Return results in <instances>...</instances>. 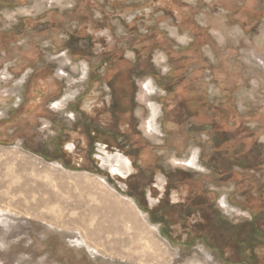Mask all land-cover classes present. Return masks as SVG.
<instances>
[{"label":"rangeland","instance_id":"rangeland-1","mask_svg":"<svg viewBox=\"0 0 264 264\" xmlns=\"http://www.w3.org/2000/svg\"><path fill=\"white\" fill-rule=\"evenodd\" d=\"M47 5L67 9L65 25L79 12L77 45L34 23ZM135 8L147 12L126 23ZM0 32V264H264V0H0ZM98 48L128 62L130 130L115 127L96 71L89 86ZM36 90L44 107L26 102ZM89 122L124 148L122 179L91 158ZM154 173L171 177L174 201L216 194L205 236L174 242L162 227L181 213L140 205Z\"/></svg>","mask_w":264,"mask_h":264},{"label":"flooded vegetation","instance_id":"flooded-vegetation-1","mask_svg":"<svg viewBox=\"0 0 264 264\" xmlns=\"http://www.w3.org/2000/svg\"><path fill=\"white\" fill-rule=\"evenodd\" d=\"M22 1V0H19ZM7 3V2H5ZM10 4V3H9ZM46 6V5H45ZM49 8H46L45 10H42L41 16H38V19H33L34 23L39 22L44 26L48 27L49 25L51 27H58L63 28L64 30L70 35V38L66 40V43H71V46L74 47V45H77L76 43L79 42L80 37V30L84 31L86 30L85 25L80 24L79 19V12L74 11L72 13L73 19L76 20L75 25H65V19H66V10L64 8H52L50 5H47ZM69 12V11H68ZM147 12V8H135L132 11L123 12L120 15L123 17L124 21L126 23H130L133 20L139 18L141 15H145ZM74 13L77 15V17L74 16ZM71 13H69L70 15ZM28 20V19H27ZM39 20V21H37ZM107 30V29H106ZM4 32H8V30H5ZM105 36L103 41L100 43L99 48L106 47L107 45H110V41L107 39L106 35L107 32L102 34ZM101 35V36H102ZM98 36V37H101ZM5 35L0 32V45L3 43ZM14 37H11V40ZM97 45V44H96ZM69 48L68 45H66V48ZM98 48V49H99ZM98 53L96 57H98L99 62L94 64L92 61L88 60V72L87 77L89 79L88 83L89 86L92 85L95 81H92V78L90 77V73H93L96 71L98 74L97 78L99 80H105L108 84L107 90L99 91L100 96L106 95L109 96V100L107 101L108 104H106V108L108 109V112L113 113L118 119L115 123V127L122 128L124 130H130L131 127H133L132 122V113L134 109V81L131 80L130 73L128 72V62L124 60L122 54H119L118 52H113L109 54H104L106 52H102L101 49L97 51ZM75 57V56H74ZM76 58H79L78 56ZM6 73L2 74L1 78L7 79L12 78L5 75ZM44 90V89H43ZM89 90H85L83 93L76 94L73 96V99L75 102L71 106L74 112H85L87 111L85 100L89 96ZM26 97V102H30L29 106H41L44 107L45 103L48 101H41L38 102L36 99L39 96L45 97V99L49 96L48 92H43L42 90H36L35 93L29 94L27 91L23 93ZM60 100V99H57ZM57 100L49 101L48 108L54 109V103ZM62 100V99H61ZM63 102V100H62ZM63 105V104H62ZM65 106H63L64 110ZM74 112L71 111L72 117L68 116L70 119L74 118ZM89 137H90V155L93 161L95 162L97 168L101 171H104L109 176L115 175L118 180L122 179L127 171H128V158L125 154V150L123 147L117 145L112 141V134L111 132H106L104 135L101 131L98 130V128L95 126L94 123L89 122ZM104 135V136H103ZM66 146V145H65ZM66 149H70V146L67 144ZM197 162V160H196ZM161 175V174H160ZM158 176V177H157ZM164 177V176H163ZM158 178V179H157ZM140 190L142 202H140V205L143 208L149 209H158L160 207L168 208L171 212V216L177 218V213L180 214V221H176L174 223H168V228L162 227V232L169 237L174 242H180V241H187L190 239L192 235H197L198 237L205 236L208 232H203L204 229H208V223L209 220L203 216L204 210L209 208V205H212L214 202L216 204H219V202H216V194L214 192H204L202 189L197 191L195 194L188 195L189 199L187 202H177L174 201L173 193L177 192V187L175 186L173 180H171V177L165 176L163 179L157 175V173L153 174L152 180L149 183L144 184ZM152 189V190H151ZM151 191H153L154 196L151 195ZM197 198L198 201H197ZM223 201V200H222ZM184 203L186 206L189 204V211L186 215L185 211L183 212L184 208H181V204ZM183 205V204H182ZM200 207L201 210L195 211L190 210L193 207ZM221 207H224L221 205ZM152 212V211H151ZM197 215H201V223L197 219ZM190 216H192L194 219L190 221ZM197 216V217H196ZM189 219V220H188ZM191 224L193 226L191 227ZM201 224L199 227L198 225ZM173 227V228H172ZM168 229V230H167ZM173 229H180V234H176L177 237L172 236V230ZM171 230V231H170ZM199 230V232H198ZM202 231V232H201ZM195 237V236H193Z\"/></svg>","mask_w":264,"mask_h":264},{"label":"bare ground","instance_id":"bare-ground-1","mask_svg":"<svg viewBox=\"0 0 264 264\" xmlns=\"http://www.w3.org/2000/svg\"><path fill=\"white\" fill-rule=\"evenodd\" d=\"M38 213H40L41 217H43V218H46V217H49V216H50L49 214H47V213H45V212H41V211H40V212H38ZM50 218L53 219V221L56 222V220H54V218H52L51 216H50ZM100 227H101V226H100ZM100 227H99V228H100ZM136 246H138V245H135L133 248H135ZM133 248H132V249H133ZM136 248L138 249V247H136ZM136 248H135V249H136ZM154 252H155V251H154ZM140 255H141V254H140ZM148 256H150V255H148Z\"/></svg>","mask_w":264,"mask_h":264}]
</instances>
